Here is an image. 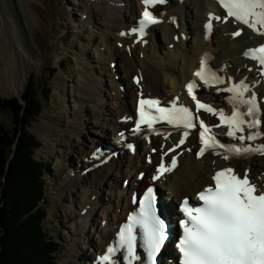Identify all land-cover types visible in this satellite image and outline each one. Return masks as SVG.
Returning a JSON list of instances; mask_svg holds the SVG:
<instances>
[{
    "label": "bare ground",
    "instance_id": "6f19581e",
    "mask_svg": "<svg viewBox=\"0 0 264 264\" xmlns=\"http://www.w3.org/2000/svg\"><path fill=\"white\" fill-rule=\"evenodd\" d=\"M24 1L0 0V45H3V40L7 41V44L1 48L0 53V86L2 88L11 89L15 87L16 90H19L17 86L23 82L24 72L26 71L22 62L26 60L25 62H28L30 66L29 59L39 60L34 53V44L30 43L29 35L34 37L30 32L32 27L39 23L40 17L32 13L30 2L33 0H27L26 7ZM118 2L121 4L125 2L126 4L123 6ZM9 3L13 5L14 16L9 10ZM213 6L214 4L210 0H174L164 8L167 11L164 14H162V10L154 9L153 11L159 17L164 18V21L149 28L151 32L155 33L156 39L146 46L142 42L148 37L139 39L137 35H127L126 37L121 35L123 28L129 27L133 30V26H129L132 22H128V20L134 21L136 19L141 8L138 0H94L92 2L93 10L89 9L84 12L87 16L85 19L82 17L80 25H91L97 33H90L81 50H78L80 46L75 48L78 50V53L74 56V61L75 67H78L79 64V88L77 93L72 96V107L69 110L71 120L66 125L68 129L64 131L67 133L65 142L68 143L64 164L68 163L70 167L69 169H63L62 167L57 173V176L61 174L58 183L59 193L63 190L70 192L72 191L70 185H75L79 189H83V195L78 202L77 214L71 219V221L75 220L74 233L77 240L70 244L67 252L60 247L61 238L64 237V240L67 241L66 236L56 231L58 230L56 226L58 216L62 218V211L57 206L58 197L55 203L52 199H47L49 205L53 206L55 204L53 207L56 206L55 213H53L55 216L51 218V222L56 225L53 229L44 226L43 234L47 238V243L51 244L47 257L53 264H58V261L63 264L72 263V261L73 264H92L93 260L90 256L93 254L95 256L98 251L104 250L105 244L116 235L115 224L118 220L123 219L126 212L131 208L128 190L122 187L123 179L121 177L124 178V175L132 174L138 167L137 172L147 168L140 152L136 156L124 152L117 160L113 159L114 163L97 166V169L83 176L81 175L83 167L80 169V160L79 158L75 159L74 153L78 155L76 157L86 153L89 155L92 153L95 144L109 139L112 134L108 131L107 125L109 123H111L112 129L120 130L125 127L118 122V119L126 113L133 112L131 101H133V104L135 103L137 86L141 88L144 84L147 92L174 100L170 97L182 89L183 81L191 77L192 71L202 55L208 52L214 55V62L217 65L226 64L229 68L232 67L231 69L234 72L240 69L241 74L249 73L244 67L251 65V62L243 58L241 54L245 48L264 40V34H260V32H264V29H260V32L255 31L256 37L254 39L251 38V33L248 30H245L239 38H234L231 32L235 29L232 28L229 21H226L223 25H218L211 40H206L202 29L204 12ZM16 11L21 16L27 35L18 22ZM98 14H102V16L98 18ZM177 16L190 22L187 29H190V32L195 35L194 40L197 38L198 44L196 40L187 43L180 38L173 49L169 48V44L174 41L175 33L178 32L176 29L177 21L175 20ZM183 28L186 31V27ZM158 30H162V37L157 36ZM163 37L165 47L161 45ZM118 44H121V46ZM35 49L38 53L37 47ZM3 55L6 57L3 58ZM119 59H121L124 67V76L121 79L127 86L125 94L118 89L115 76L110 67L113 61ZM13 62H15L14 66H12ZM132 72L142 74L139 85L131 82ZM22 74L23 77L21 78ZM249 74L255 76L251 87L258 93L259 100L264 107V79L254 71ZM113 95L116 97L115 101ZM205 95L214 98L218 102H226V97L221 92ZM126 97H129L130 100ZM177 102L182 104L183 100ZM157 104L161 108L174 105L167 102H157ZM237 108L242 111L241 104H238L237 101L232 102L223 108V112L231 115ZM151 111L158 115L155 108ZM192 120L194 121V118ZM96 125L97 129L94 131ZM49 126L51 127V125ZM173 127L174 124H169L166 120H160L156 130H164V134H167ZM48 129L46 128L44 133L47 134ZM128 132H131L129 127ZM95 133L96 135H94ZM261 133H264V130ZM239 135L241 134H237V136ZM228 137L232 141H236L235 138ZM157 140L154 139L155 142ZM86 143H88V146ZM244 144L253 147L262 145L264 144V135H261L254 142L245 140ZM190 145H194L193 140L190 141ZM222 161L225 162L219 156L213 157L210 155L205 156L202 160H197L194 154L185 150L181 155V164L177 168L178 175L181 176L183 182L180 183L171 177L168 185L175 195L184 194L181 190L183 186L198 187L207 180L206 173L210 172L215 164H221ZM105 162L106 158L101 156L100 163ZM234 163L239 167L250 166L258 180L261 176L264 178V155L259 153L248 154L234 161ZM115 172L117 173L115 174ZM262 184L259 181V185ZM87 185L88 189L86 188ZM101 185L103 186V192L100 197L99 187ZM138 185L139 182L133 181L130 183L129 188L135 190ZM159 186L160 190H165L163 184H159ZM108 196L112 198V202L110 198H107ZM61 199L64 200L65 197ZM46 216H48V213ZM93 216L95 218L92 222ZM49 229L55 231L54 234L57 235L51 233ZM55 240L56 243L60 244V250L57 248L58 246L55 247ZM116 261L115 264H117Z\"/></svg>",
    "mask_w": 264,
    "mask_h": 264
},
{
    "label": "snow or ice",
    "instance_id": "6c2138e0",
    "mask_svg": "<svg viewBox=\"0 0 264 264\" xmlns=\"http://www.w3.org/2000/svg\"><path fill=\"white\" fill-rule=\"evenodd\" d=\"M142 2L145 4V10L140 21L141 34L145 27L159 22L149 11V7L162 3L164 0H142ZM218 2L226 10L227 17H234L237 22L247 25L254 31L260 32V29H264V0H218ZM213 19L220 20L221 17L209 16L205 25L209 33L212 30ZM240 34L239 31L234 33L237 36ZM245 55L264 65V46L250 49ZM195 74L205 84L209 82L205 76V61H201V68ZM212 79L223 83L215 76ZM193 87L194 84L188 85L189 93H192ZM248 90V85L243 81L224 89L226 92L233 93L232 99L238 104L248 106L246 113H242L238 108L227 117L222 110L218 113L221 123H227L229 126L227 135L240 142L254 141L264 135L258 130L249 132L247 136L236 135L237 132H244L245 123L249 129H258L261 124L260 107L256 102L255 94L249 99L243 98ZM193 99H196L194 95ZM153 108L158 115H152L151 109ZM201 108L208 112H215L213 108L197 101V109ZM139 115L136 131L140 130L142 124L151 128L155 122L160 120H166L169 124L177 126L182 125L184 128L195 127L192 114L187 108H161L156 101L141 99ZM245 115L252 119L246 121ZM200 128L203 129L199 135L204 147L200 149L199 155L202 156L209 148L225 147L215 141L214 136L208 135L211 130L205 126L203 121H200ZM184 135L186 137L188 132ZM225 151L231 153L232 156L252 153L264 155V144L255 147L231 145ZM229 158L228 155L224 156L226 160ZM165 171L168 169L161 166V173ZM212 179L215 181V187H208L199 193L198 198L202 201L200 206L192 207L187 199L183 201L181 211L185 219L180 221L182 235L178 242V250L181 253L180 264H264V184L258 186L250 180L247 172L241 178L232 168L216 172ZM133 223L140 225L143 229L145 246L151 264H156V256L161 251L167 237L165 222L156 213L155 195L152 188L147 190L142 212ZM119 244L120 247L126 248L129 257H134L135 237L132 224L121 231ZM113 251L109 249L110 253ZM103 260H109V256L105 255Z\"/></svg>",
    "mask_w": 264,
    "mask_h": 264
},
{
    "label": "rangeland",
    "instance_id": "374dc122",
    "mask_svg": "<svg viewBox=\"0 0 264 264\" xmlns=\"http://www.w3.org/2000/svg\"><path fill=\"white\" fill-rule=\"evenodd\" d=\"M92 1L33 0L30 2L32 13L40 17V21L37 20L39 23L35 24L30 32L34 37L29 35L31 40L30 43H33L35 48L37 47L38 49L37 53V50L34 48V53L39 60L37 61L35 58L29 59L30 66L28 62H25L26 60L22 62L23 66L25 65L26 71L24 72L23 82L19 83L17 86L19 90H16L15 87L9 89L0 86V94L2 96L15 97L21 96L24 92L25 85L31 80L33 81V79L49 78V83L52 85L53 91L50 101H45L42 114L36 121L30 124L29 129L34 132L43 143V146L37 149L35 154L38 159L42 157L40 161L46 162V168L43 169V171L46 170L47 174L45 177H47V180L44 184L45 186H43L44 189L41 191L45 193L48 190V193L40 201L41 203L39 202L42 205L44 203L48 209L45 226L46 228L53 229L56 225L51 222V218L55 216L53 213H55L56 206L53 207L55 204H53V206L49 205L47 199L50 198L55 203L58 197L57 206L58 209L62 211V218L58 216V220H56L59 222L56 221V226L65 227L63 230L58 229L56 231L67 238V241L64 240V237L61 238L62 243L60 247L65 250V252H67L70 244L77 240V237H75L76 234L74 233L75 220L71 221V219L77 214L78 202L82 195L80 191L81 188L79 189L75 185H70L72 191L67 192L63 190L59 193L58 183L60 182L61 174L57 176V173L62 167L63 169H69L70 167L68 163L64 164L68 145V143L65 142L67 133L64 131L68 129L66 125L71 120L69 110L70 107H72V96L77 93L79 88V64L78 67H75L74 56L78 53V50H81L83 45H85L84 43L89 38L88 36H90V33H97L91 25H80L82 17L85 19L87 16L84 12H87L89 9L93 10ZM27 4L28 1L25 0L24 6L26 7ZM9 10L12 16H14L15 13L11 3H9ZM16 16H18V22L22 26L24 33H26L21 16L17 11ZM101 16L102 14H98L97 17L100 18ZM5 44H7V41L3 40V45H0V53L1 48H3ZM78 46H80L78 50L75 49ZM5 57L6 56L3 55V58ZM14 59L17 60L16 58ZM14 65L15 62L12 63V66ZM53 67H56L58 70L50 77L49 75L52 72L51 68ZM20 77L22 78L23 74ZM49 125H51V127ZM46 128H49L47 134L44 133ZM86 145L88 146V143H86ZM74 154L75 159L79 158L76 157L78 156L76 153ZM62 197H65V199L62 200ZM94 218L95 216H93L92 222ZM49 231L53 234L55 233V231L51 229H49ZM57 248H59V246ZM32 255L33 258H38L35 254ZM58 264L63 263L58 261ZM68 264H73V261Z\"/></svg>",
    "mask_w": 264,
    "mask_h": 264
},
{
    "label": "trees",
    "instance_id": "16d2710c",
    "mask_svg": "<svg viewBox=\"0 0 264 264\" xmlns=\"http://www.w3.org/2000/svg\"><path fill=\"white\" fill-rule=\"evenodd\" d=\"M51 70L50 77L55 73ZM31 81L21 97L0 95V264H53L47 257L51 244L43 236L46 211L40 204L46 194L41 191L46 162L37 159L42 142L29 129L52 88L49 78Z\"/></svg>",
    "mask_w": 264,
    "mask_h": 264
}]
</instances>
